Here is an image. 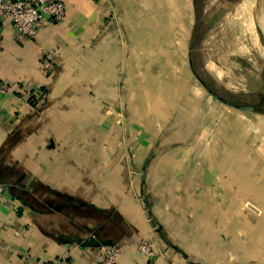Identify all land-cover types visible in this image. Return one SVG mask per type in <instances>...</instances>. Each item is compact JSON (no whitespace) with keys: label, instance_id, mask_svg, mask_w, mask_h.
Instances as JSON below:
<instances>
[{"label":"crops","instance_id":"crops-1","mask_svg":"<svg viewBox=\"0 0 264 264\" xmlns=\"http://www.w3.org/2000/svg\"><path fill=\"white\" fill-rule=\"evenodd\" d=\"M62 1L32 39L0 18V264H264V112L220 118L191 59L160 84L193 0Z\"/></svg>","mask_w":264,"mask_h":264},{"label":"rangeland","instance_id":"rangeland-1","mask_svg":"<svg viewBox=\"0 0 264 264\" xmlns=\"http://www.w3.org/2000/svg\"><path fill=\"white\" fill-rule=\"evenodd\" d=\"M263 3L264 0H193V11L187 10L184 17L171 12V25L165 26L168 33L162 45L167 69L159 83L165 84L167 74L173 77L181 70L191 75V59L211 89L221 96L238 104L264 106ZM162 63L155 61L154 70L160 71ZM190 83H196L194 78ZM168 87L160 91L167 93ZM198 89L206 105H218L220 118L228 111L248 113L219 100L205 86ZM152 90L158 96L157 89ZM165 97L164 94L163 101Z\"/></svg>","mask_w":264,"mask_h":264},{"label":"built area","instance_id":"built-area-1","mask_svg":"<svg viewBox=\"0 0 264 264\" xmlns=\"http://www.w3.org/2000/svg\"><path fill=\"white\" fill-rule=\"evenodd\" d=\"M67 14L62 0H0V18H10L19 39H32L43 28L52 26L65 19ZM54 52L50 50L44 60L45 67L52 65ZM0 83V93H6ZM5 193V186L0 181V202ZM137 249L142 253L153 254L151 245L143 240ZM122 255L119 243H102L97 249V264H117ZM63 255L55 264H63Z\"/></svg>","mask_w":264,"mask_h":264},{"label":"water","instance_id":"water-1","mask_svg":"<svg viewBox=\"0 0 264 264\" xmlns=\"http://www.w3.org/2000/svg\"><path fill=\"white\" fill-rule=\"evenodd\" d=\"M263 9H264V3H263ZM209 91L213 96H215L219 100L223 101L224 103H226L230 106H234V107L239 108V109L249 110V111H259L261 108L260 106H255V105L238 104V103H236L230 99H226L225 97L221 96L218 92H216L213 89H209ZM144 177H145V174L143 175V179H144Z\"/></svg>","mask_w":264,"mask_h":264},{"label":"flooded vegetation","instance_id":"flooded-vegetation-1","mask_svg":"<svg viewBox=\"0 0 264 264\" xmlns=\"http://www.w3.org/2000/svg\"><path fill=\"white\" fill-rule=\"evenodd\" d=\"M198 75V78L200 79V81L202 82V84L207 87L208 89H211L210 85L208 84L207 80L204 79V76L203 74H197ZM214 90V89H213ZM216 91V90H215Z\"/></svg>","mask_w":264,"mask_h":264},{"label":"trees","instance_id":"trees-1","mask_svg":"<svg viewBox=\"0 0 264 264\" xmlns=\"http://www.w3.org/2000/svg\"><path fill=\"white\" fill-rule=\"evenodd\" d=\"M195 65V64H194ZM195 67H196V65H195ZM197 68V67H196ZM261 108H260V111H262V112H264V106L262 105V106H260Z\"/></svg>","mask_w":264,"mask_h":264}]
</instances>
